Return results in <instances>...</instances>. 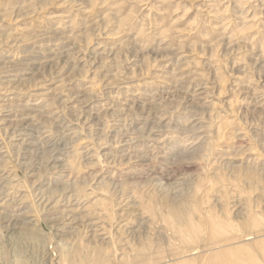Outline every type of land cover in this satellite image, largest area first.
<instances>
[{
  "label": "rangeland",
  "instance_id": "obj_1",
  "mask_svg": "<svg viewBox=\"0 0 264 264\" xmlns=\"http://www.w3.org/2000/svg\"><path fill=\"white\" fill-rule=\"evenodd\" d=\"M0 264H264V0H0Z\"/></svg>",
  "mask_w": 264,
  "mask_h": 264
}]
</instances>
